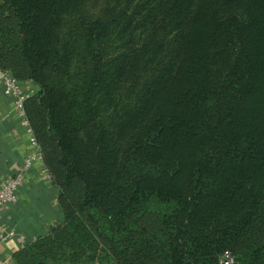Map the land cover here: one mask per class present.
I'll use <instances>...</instances> for the list:
<instances>
[{"label": "trees", "instance_id": "trees-1", "mask_svg": "<svg viewBox=\"0 0 264 264\" xmlns=\"http://www.w3.org/2000/svg\"><path fill=\"white\" fill-rule=\"evenodd\" d=\"M0 68L62 214L16 264H264V0H0Z\"/></svg>", "mask_w": 264, "mask_h": 264}, {"label": "crops", "instance_id": "crops-1", "mask_svg": "<svg viewBox=\"0 0 264 264\" xmlns=\"http://www.w3.org/2000/svg\"><path fill=\"white\" fill-rule=\"evenodd\" d=\"M24 87L32 95L37 92L31 83H24ZM14 103V99L7 97L4 88L0 87V186L20 171L31 151L26 129L13 113ZM44 168L42 162L34 164L19 192L18 202L3 211L4 225L15 231L18 237L0 240V264H16L15 255L28 241L34 242L49 235L52 227L62 219L59 188L43 179Z\"/></svg>", "mask_w": 264, "mask_h": 264}, {"label": "built area", "instance_id": "built-area-1", "mask_svg": "<svg viewBox=\"0 0 264 264\" xmlns=\"http://www.w3.org/2000/svg\"><path fill=\"white\" fill-rule=\"evenodd\" d=\"M0 87L4 88L7 97L14 99L13 113L19 117L21 126L26 129L31 146V151L27 154L20 171L0 186V240L8 241L17 238L18 234L15 231L8 230L4 225L3 211L7 206L18 202V195L25 183L27 174L36 162L44 164V155L25 109L26 101L32 94L10 72L1 68ZM43 179L53 182V177L46 167L44 168ZM21 238L25 241L24 237L21 236ZM222 264H235L234 256L230 252H226L222 259Z\"/></svg>", "mask_w": 264, "mask_h": 264}, {"label": "rangeland", "instance_id": "rangeland-1", "mask_svg": "<svg viewBox=\"0 0 264 264\" xmlns=\"http://www.w3.org/2000/svg\"><path fill=\"white\" fill-rule=\"evenodd\" d=\"M50 264H53L52 262H50Z\"/></svg>", "mask_w": 264, "mask_h": 264}]
</instances>
